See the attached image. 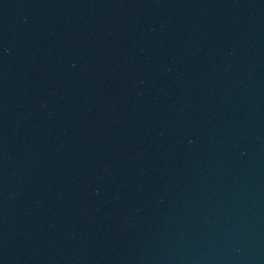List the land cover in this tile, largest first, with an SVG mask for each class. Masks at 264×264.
Returning a JSON list of instances; mask_svg holds the SVG:
<instances>
[{"label":"water","instance_id":"obj_1","mask_svg":"<svg viewBox=\"0 0 264 264\" xmlns=\"http://www.w3.org/2000/svg\"><path fill=\"white\" fill-rule=\"evenodd\" d=\"M0 264H264V0H0Z\"/></svg>","mask_w":264,"mask_h":264}]
</instances>
